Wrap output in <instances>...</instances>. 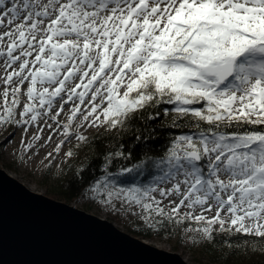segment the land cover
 Segmentation results:
<instances>
[{
	"label": "snow or ice",
	"instance_id": "snow-or-ice-1",
	"mask_svg": "<svg viewBox=\"0 0 264 264\" xmlns=\"http://www.w3.org/2000/svg\"><path fill=\"white\" fill-rule=\"evenodd\" d=\"M8 129L103 145L68 186L148 232L264 255V0H0Z\"/></svg>",
	"mask_w": 264,
	"mask_h": 264
},
{
	"label": "water",
	"instance_id": "water-1",
	"mask_svg": "<svg viewBox=\"0 0 264 264\" xmlns=\"http://www.w3.org/2000/svg\"><path fill=\"white\" fill-rule=\"evenodd\" d=\"M0 264H187L0 169Z\"/></svg>",
	"mask_w": 264,
	"mask_h": 264
},
{
	"label": "rangeland",
	"instance_id": "rangeland-1",
	"mask_svg": "<svg viewBox=\"0 0 264 264\" xmlns=\"http://www.w3.org/2000/svg\"><path fill=\"white\" fill-rule=\"evenodd\" d=\"M0 130V169L4 170L10 177L22 183L26 188L34 193L44 194L50 197V190L58 185L61 175L66 166L71 160H66L63 156L64 151H67L68 145L61 153H53V157L48 158L46 154L51 152L55 143L61 138L55 136L51 143H46L45 147L37 148L35 151L38 154H25L23 146L21 145V132L15 131V135L8 143H3L8 132ZM95 131V130H90ZM31 135V132L28 134ZM48 135L47 129L44 133ZM75 143V141H73ZM25 156L24 160H19V156ZM31 156L29 160L28 157ZM82 151L78 158H84ZM51 161V163H50ZM53 199L52 197H50ZM56 200V199H54ZM70 205L75 206L82 211H85L97 218L104 219L112 223L118 230L131 234L138 239L153 245V247L165 250L170 253L178 254L187 264H220L212 263L203 250V244L198 247H192L188 243V237L193 233H185L182 229L173 234V237H162L159 235H152L151 237H143L138 233V230H145L136 217L128 216L124 213L113 214L105 207L98 203L92 202L86 197H78Z\"/></svg>",
	"mask_w": 264,
	"mask_h": 264
},
{
	"label": "trees",
	"instance_id": "trees-1",
	"mask_svg": "<svg viewBox=\"0 0 264 264\" xmlns=\"http://www.w3.org/2000/svg\"><path fill=\"white\" fill-rule=\"evenodd\" d=\"M161 136H163V133H161ZM125 142L130 144V140ZM103 144L107 145L108 142L104 141ZM162 144H163V140L161 139L155 141L150 146L158 151L160 147H162ZM103 151H104L103 145L93 144L82 151L83 155L85 156L84 158H76L71 160L69 164L66 166L63 174L61 175L58 185L56 187H53V189L50 190V192H48L50 193V197L56 199L57 201L65 202L67 204H71L75 200H77L78 197H81L78 188H76L75 186L70 188L68 186V180L71 178L73 172L80 166L81 161H83V163L85 164L91 161L93 164L91 173L96 176H99V172L96 170V166L100 162L98 156ZM70 165H71V170H69ZM87 178H88V174H86V179ZM177 231H175V233ZM138 233L143 235V237H147V238L151 237L152 235H157L154 232H148L146 230H138ZM159 236L171 238L173 237V234L171 236H169L168 234H160ZM222 239H223L222 237H217V241L215 245L204 243L202 246L205 255H207V257L212 263L264 264V255H259V254L250 255V254H244L243 252H236L235 254L229 255V253H232L233 249L230 246H227L226 244L222 245L221 244Z\"/></svg>",
	"mask_w": 264,
	"mask_h": 264
}]
</instances>
